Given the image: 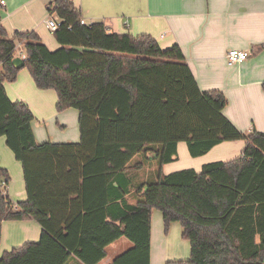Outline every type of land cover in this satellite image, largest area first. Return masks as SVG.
I'll return each mask as SVG.
<instances>
[{"label":"trees","instance_id":"trees-1","mask_svg":"<svg viewBox=\"0 0 264 264\" xmlns=\"http://www.w3.org/2000/svg\"><path fill=\"white\" fill-rule=\"evenodd\" d=\"M48 12L59 21L55 50L33 30L9 37L0 19V136L26 191L14 204L0 186V229L3 220L41 227L38 241L4 251L0 264H67L73 256L99 264L120 237L132 245L109 264H149L153 209L165 231L179 222L190 245L187 259L166 264L264 263V133L241 132L226 118V97L199 89L177 44L161 48L148 34L81 23L72 0H53ZM18 42L35 86L56 92V111H78V141L38 143L28 105L8 99L3 82L20 69L12 64ZM232 140L244 141L238 157L159 173L138 189L136 205L125 203L124 172L135 155L153 150L162 166L176 160L178 142L197 157ZM8 180L0 168V182Z\"/></svg>","mask_w":264,"mask_h":264},{"label":"crops","instance_id":"crops-1","mask_svg":"<svg viewBox=\"0 0 264 264\" xmlns=\"http://www.w3.org/2000/svg\"><path fill=\"white\" fill-rule=\"evenodd\" d=\"M72 1L85 23L103 22L108 31L114 33L148 34L161 48L177 44L199 89L218 90L226 97L222 111L226 118L241 132L264 133V48L259 49L264 44V0ZM50 4L53 0H4V4H0L1 25L9 37L15 32L33 30L48 49L55 50L60 45L45 24ZM19 43L18 49L21 48ZM230 49L247 50L249 57L241 63L230 64L226 59ZM18 55L16 50L15 57ZM3 87L10 101H23L28 105L38 143L79 140L78 111L68 108L57 112L56 92L37 88L26 68H20L13 81L3 82ZM182 142L177 143L176 159L183 156L188 164L186 168L197 171L205 163L238 157L244 146L243 140L223 141L205 154L191 157ZM146 161L150 164L148 168ZM171 163L174 162L160 166L153 150L135 155L124 172L129 180L125 203L136 205L138 189L156 180L159 173L183 169L172 168ZM0 168L6 169L9 175L4 184L8 198L14 204L24 201L26 191L21 164L6 145L5 136H0ZM113 186L118 187L117 183ZM110 192L113 196V191ZM117 202L121 203L119 199ZM181 231L177 221L170 222L165 231L161 211H151L149 264H166L189 257L190 245L182 238ZM40 234L41 227L33 219L3 220L0 257L4 251L38 241ZM131 245L126 237L118 238L106 246V256L99 264H109ZM67 264L80 262L73 256Z\"/></svg>","mask_w":264,"mask_h":264},{"label":"built area","instance_id":"built-area-1","mask_svg":"<svg viewBox=\"0 0 264 264\" xmlns=\"http://www.w3.org/2000/svg\"><path fill=\"white\" fill-rule=\"evenodd\" d=\"M0 4H4V0H0ZM53 6V5H52ZM49 13V12H48ZM58 20L54 14L49 13V15L45 19V24L51 30L52 32L57 29L58 27ZM81 23H85L83 19H81ZM20 49L16 47L15 49L18 50V56L21 57L23 60L25 59V53L22 49V44L21 42L19 43ZM15 50V51H16ZM249 57V51L247 50H240V49H230L226 53V59L228 63L230 64H236V63H241L248 59ZM0 186H4V182H1Z\"/></svg>","mask_w":264,"mask_h":264},{"label":"rangeland","instance_id":"rangeland-1","mask_svg":"<svg viewBox=\"0 0 264 264\" xmlns=\"http://www.w3.org/2000/svg\"><path fill=\"white\" fill-rule=\"evenodd\" d=\"M183 144H185L186 145V143L183 141L182 142ZM190 156V155H189ZM180 157V159L178 160V158L176 159V160H174V161H172V162H174V163H171L172 165H171V167L173 168H183V169H185L186 167H188V164L185 162V159L183 158V156H179ZM192 157V156H191ZM148 162L149 161H146V163H147V168L150 166V164H148ZM170 167V166H169ZM143 171H145V170H143ZM165 171H167V168H165ZM165 174V173H164Z\"/></svg>","mask_w":264,"mask_h":264},{"label":"water","instance_id":"water-1","mask_svg":"<svg viewBox=\"0 0 264 264\" xmlns=\"http://www.w3.org/2000/svg\"><path fill=\"white\" fill-rule=\"evenodd\" d=\"M12 64L14 65V67H16V68H21V67H23V65H24V60L21 58V57H19V56H16V57H14L13 59H12ZM261 264H264V263H261Z\"/></svg>","mask_w":264,"mask_h":264}]
</instances>
